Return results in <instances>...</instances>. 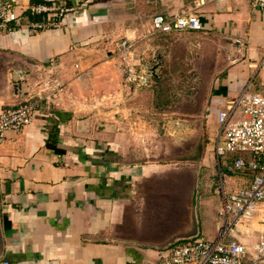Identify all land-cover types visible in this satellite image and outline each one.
Returning a JSON list of instances; mask_svg holds the SVG:
<instances>
[{
  "label": "crops",
  "instance_id": "crops-1",
  "mask_svg": "<svg viewBox=\"0 0 264 264\" xmlns=\"http://www.w3.org/2000/svg\"><path fill=\"white\" fill-rule=\"evenodd\" d=\"M1 1H11L20 16L0 33V112L44 94L39 83L48 81L53 90L30 125L0 138L1 257L13 264H152L169 241L192 230L195 209L199 235L218 237L223 190L249 185L252 174H233L228 166V185L219 163L222 188L215 191L198 166L140 153L150 150L154 130L136 124L153 125L149 89L155 86L141 83L143 93L133 82L136 99H125L131 87L122 79L111 82L108 61L89 70L95 60L90 43L130 36L134 46L115 54L122 67L153 62L158 54L162 69L171 61L178 69L207 71L210 93L200 114L205 113L208 127L214 118L220 126L219 113L247 94L257 78L264 12L247 0H57L77 2L79 11L64 17L60 27L31 32V23L53 16L33 13L31 7L51 0ZM185 7L200 10L201 29L151 33L155 15L170 18ZM144 23L148 27L141 29ZM114 89L126 102L112 115L106 97ZM182 121L176 122L184 127ZM231 238L247 245L251 261L264 241V227L245 219Z\"/></svg>",
  "mask_w": 264,
  "mask_h": 264
},
{
  "label": "built area",
  "instance_id": "built-area-1",
  "mask_svg": "<svg viewBox=\"0 0 264 264\" xmlns=\"http://www.w3.org/2000/svg\"><path fill=\"white\" fill-rule=\"evenodd\" d=\"M250 5L264 12V0H247ZM52 4H38L31 7L33 13H53L51 19L31 23V32L46 27H60L64 17L79 11L77 2L51 0ZM20 14L11 1L0 2V33L11 29L12 23ZM202 21L192 10L181 11L170 18L157 14L153 17L151 33H169L184 29H201ZM264 50V44H263ZM260 78L264 89V54L256 66L255 77ZM254 77V78H255ZM50 82L39 83V91L44 94L21 102L14 108L0 112V138L9 130H19L34 121L35 113L42 99H49L53 90ZM220 129L217 136L218 157L230 154V170L246 171L252 174L249 185L232 190H223V207L220 215L224 224L216 238L197 236L178 240L164 249L161 256L152 264H262L264 241L257 245V255L248 260V247L240 240L231 238L234 230L246 219L264 227V94H246L230 101L227 109L219 113ZM0 264H13L0 258Z\"/></svg>",
  "mask_w": 264,
  "mask_h": 264
},
{
  "label": "rangeland",
  "instance_id": "rangeland-1",
  "mask_svg": "<svg viewBox=\"0 0 264 264\" xmlns=\"http://www.w3.org/2000/svg\"><path fill=\"white\" fill-rule=\"evenodd\" d=\"M172 4L177 5L175 1H173ZM191 8L185 7L182 10L173 13V15L181 13L183 10H192L200 14V10L198 8ZM130 26V24H127L126 28H130ZM139 27L141 29H146L148 25L144 23L140 24ZM142 31L143 33L145 32V30ZM124 37L125 36L117 35L115 37L103 36L99 39H92L90 43L94 49V52L92 53V60H95L92 61L91 66H89V70L93 69L98 64L108 61L107 71L108 75L112 77V79L110 77L111 82H116L118 79H122L124 81V85H129L131 87L129 88L130 91L124 94V98L126 99V97H128L130 100L133 99L132 101L136 99V97H132L131 93L132 90H134L131 85L133 82L137 84L139 90L141 83L145 84L147 82H151V84L155 86L154 91L149 89V92L147 90L155 100L154 108L151 110L153 115L151 124L153 125L148 126L144 122H141L142 125L139 123L136 124L139 129L147 128L154 130L152 138L148 140L150 142L149 151L151 152L140 149V153H144L145 155L148 154L149 156L151 155V157H154L155 159H160L164 162L173 163L178 166H198L201 168L200 175L202 178H207L206 182L208 185L206 186L208 188L213 187V190L215 191L217 188L218 190L222 188L220 177L221 164L224 170L222 175L225 176L226 184L231 185L229 176H226L229 175L227 174L228 171H226V169L229 165H231L232 157L230 154H227L219 158L216 152V142L219 132V125L216 122V118H214L211 122L212 125L208 127L205 113L200 114L204 100L206 105H208L206 100L210 93V87H208L205 80V76H208V72L204 71L203 74H201L200 72L191 71L189 67L186 66L178 69V64L171 61L168 62L170 68L162 69V67L157 64V62L161 60L157 57L158 54H156L155 57L157 59L153 62L149 61V63L144 59L142 64L138 65L127 63V66L126 64L125 66L122 64V67L119 65V60L115 59L117 50L119 48H122L123 50L130 49L131 46H134L131 44L132 37L126 36L127 38L125 39ZM120 60L122 61V59ZM123 60L125 61L126 59ZM148 63L149 65L146 66ZM136 66H140V68H136ZM155 66L157 69L155 70L156 74L154 75L153 68ZM117 68L121 69V71L117 70ZM197 79L200 80V82H198ZM117 92V89H114L113 91L109 90V94L106 97L108 100L107 108L112 109V115L113 113H118L120 105L123 102H126V100H123L124 98H121L120 101ZM140 92L146 93L144 90H140ZM256 93L264 94V89L260 85L259 76L251 85L248 95ZM183 95H185V98H182ZM238 96L235 97V100L240 97ZM140 98L144 97L139 96L137 99ZM115 108H118L116 110L117 112L113 111ZM128 108L129 110H132L130 107ZM137 112L141 113L142 111L139 110ZM142 115L139 118L144 119L145 117ZM179 118L183 119L182 122L185 124L184 127L182 123L176 122ZM110 119V121H113L114 118ZM166 120H170L169 122L172 125L171 129L167 130L168 123ZM178 124L180 125L179 127ZM128 127H131L129 123ZM232 172L233 174H236L238 173V170H233ZM227 190L228 194L230 191L229 189ZM221 191L222 190H220V194ZM253 225L255 226V223ZM255 227H259V225H256Z\"/></svg>",
  "mask_w": 264,
  "mask_h": 264
},
{
  "label": "water",
  "instance_id": "water-1",
  "mask_svg": "<svg viewBox=\"0 0 264 264\" xmlns=\"http://www.w3.org/2000/svg\"><path fill=\"white\" fill-rule=\"evenodd\" d=\"M153 69H154L153 71H154V75H155L156 74L155 70L157 69V67L155 66ZM193 217L194 218H193V228H192V230L189 231V232H186V233H183V234L179 235V237H176V238L172 239L171 241H169L165 245V247H168L169 245L173 244L174 242H176L178 240L191 239V238H195V237L199 236V228H200V226H199L198 217H197V214H196V209L193 211ZM1 255L2 254L0 253V257H1Z\"/></svg>",
  "mask_w": 264,
  "mask_h": 264
},
{
  "label": "trees",
  "instance_id": "trees-1",
  "mask_svg": "<svg viewBox=\"0 0 264 264\" xmlns=\"http://www.w3.org/2000/svg\"><path fill=\"white\" fill-rule=\"evenodd\" d=\"M58 150V149H57Z\"/></svg>",
  "mask_w": 264,
  "mask_h": 264
}]
</instances>
